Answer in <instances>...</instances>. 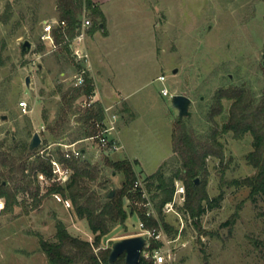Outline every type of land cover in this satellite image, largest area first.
Here are the masks:
<instances>
[{
    "label": "rangeland",
    "instance_id": "obj_1",
    "mask_svg": "<svg viewBox=\"0 0 264 264\" xmlns=\"http://www.w3.org/2000/svg\"><path fill=\"white\" fill-rule=\"evenodd\" d=\"M7 2L13 3V11L3 23ZM117 3L122 9L112 13L106 49L118 64L109 90L116 87L125 96L112 100L123 147L109 150L96 138L77 143L88 148L82 159L98 173L92 186L101 201L106 200L107 192L120 188L123 180L121 173L105 165L106 157L136 159L134 169L142 180L164 160L167 175L178 166L171 141L177 110L171 97L162 95V87L170 94L191 98L192 114L183 119L202 137L211 131L209 113L219 88L243 86L256 99L264 93V0ZM52 19H58L56 0H0V151L12 153L14 159L25 155L21 147L30 143L35 132L41 143L30 159L41 155L48 145L52 150L46 149L43 155L48 151L58 155L59 143L85 136L86 129L77 120V112L84 108L77 99L72 108L63 99V93L73 86L76 63L71 52L40 38L43 21ZM25 40L31 47L22 54ZM160 74L166 76L165 81L157 78ZM22 99L28 102L26 109L20 106ZM223 103L227 109L230 101L224 99ZM223 118L222 114L215 119L221 124ZM220 139L226 160L230 159L223 176L219 160L207 159L209 195L224 192L218 205L207 208L198 225L183 213L182 205L163 210L170 232L156 213L157 227L174 238L167 264H264V196L248 199V186L229 185L230 180L255 172L245 159L253 148L252 136L246 133L236 139L225 133ZM17 199L12 209L0 211V264H48L37 234L53 240L56 219L73 235L93 240L87 221L77 218L71 207L52 195L44 196L37 207L27 191L18 192ZM140 222L136 214L130 215L125 226L116 225L104 237L101 247L111 248L120 238L137 235Z\"/></svg>",
    "mask_w": 264,
    "mask_h": 264
},
{
    "label": "trees",
    "instance_id": "obj_2",
    "mask_svg": "<svg viewBox=\"0 0 264 264\" xmlns=\"http://www.w3.org/2000/svg\"><path fill=\"white\" fill-rule=\"evenodd\" d=\"M56 9L58 20L65 21L66 26L54 27L53 36L56 44L61 45L66 51H70L67 40L75 36L84 14L91 20L89 30L105 28L104 14L91 0H56ZM12 11L13 3L7 2L1 17L3 23L8 22ZM93 90V79L87 75L85 85L82 88L70 86L63 93V99L72 108L73 102L79 96L82 94L88 96ZM224 99L230 101L227 109L223 103ZM77 113V120L86 129L84 138L94 136L102 130L105 113L101 103L96 101ZM222 114L224 118L219 124L215 118ZM209 118L212 126L207 137L197 134L186 119L177 118L171 141L172 156L177 157L178 166L167 175L164 171L167 161L164 160L154 173L143 179L144 188L148 194L151 193L150 199L157 216L169 232L170 227L163 221V207L173 197L175 180H181L186 187L185 201L180 209L191 217L195 225H198L207 208H215L223 199V191L214 197L208 193L207 159L215 157L219 160L223 176L230 160H226L225 146L220 139L225 133H232L236 139H241L246 133L251 134L253 148L245 155V159L255 169L252 175L230 180L229 185L248 186L250 189L248 199H254L257 195L264 196V93L256 99L243 86L219 88L215 92ZM21 149L25 155L21 154L17 159H14L10 152L0 151V198H5V209L10 210L17 204V194L20 191L30 193L34 207L39 206L44 196L58 192L70 200L74 215L79 219H85L93 234L92 241L73 235L61 219H56L53 240L37 234L48 264H126L124 254H121L114 263H109L111 248L101 247L104 237L116 225L125 226L126 220L132 214H136L146 228L158 226L157 217L147 216L143 206L133 204L135 200H143L141 189L134 187L137 179L135 161L128 158L119 160L105 158V165L114 172L121 173L123 180L121 187L114 191L113 196H109V191L106 200L101 201L100 194L92 186L97 180L98 173L89 161L65 160L73 170L69 181L64 185L53 183L46 192L41 193L37 175L43 173L51 176V165L42 155L30 159L34 151L29 149V143L22 145ZM57 156L63 160L60 150ZM196 178L199 179L198 183H195ZM150 243L151 247L159 245V242L153 239ZM138 264L154 263L152 259L140 257Z\"/></svg>",
    "mask_w": 264,
    "mask_h": 264
},
{
    "label": "built area",
    "instance_id": "obj_3",
    "mask_svg": "<svg viewBox=\"0 0 264 264\" xmlns=\"http://www.w3.org/2000/svg\"><path fill=\"white\" fill-rule=\"evenodd\" d=\"M56 26H62L65 27L66 23L65 21H59L58 19H52V20H44L43 21V30L40 35L41 40L43 42L56 47L57 44L55 42L54 36H53V28ZM91 26V20L85 16H83L81 23L79 24L77 28V32L74 37L67 40V43L69 45V49L72 55L73 60L75 61L77 68L75 72L72 74L71 80L73 81L74 87L82 88L85 85V79L86 76H90V54L88 52V48L86 45V38L88 34V29ZM91 77V76H90ZM92 78V77H91ZM161 81L166 80V76L164 74H160L157 77ZM94 84V90L90 95H84L82 94L77 98V102L79 105H81L83 108L90 107L93 103L98 101V92L95 89V83ZM162 95H169L170 97L172 94L169 93V90L167 87L161 88ZM20 106H22L24 109L27 108L28 102L25 99H22L20 101ZM113 106H104V113L105 117L103 120V128L102 130L91 137L85 138V140L89 139H97L99 144L103 147L108 148L109 150H117L120 149L122 144L120 143L119 137L116 135H113L116 131V122L118 120V115L116 112L113 111ZM58 147L62 153L63 160L59 159L58 156L53 151H48L46 155H43L44 151L46 149H50L51 147L48 145L46 148L41 150V155L43 157H46V159L49 161L51 165V176H46L43 173H39L37 175V181L39 184L40 192L44 193L47 191V189L53 184L57 183L60 185H64L67 183L71 177V174L73 172L72 168L68 166L65 163V160H72V159H82L85 153L77 145V142H69V143H59ZM56 150V148H55ZM135 188L141 189V196L143 200L133 201V204L138 206H143L145 208V214L147 216H153L157 217L154 208V204L152 200L149 198L148 193L143 185V180L137 177L136 181L134 182ZM55 199L61 203L66 208L71 207V202L68 198H64L60 193L55 192L52 194ZM186 197V187L184 183L181 180H175L174 182V193L171 201L167 202L163 210H174L175 205H183ZM5 208V202L2 198H0V211ZM141 231L138 234H142L146 238L145 245L141 251V257H144L145 259H152L154 264H167L169 262V259H171V248L170 243L173 241L174 238L169 236L167 231H165L164 228L161 226L159 227H152V228H146L144 226L143 222L139 223ZM156 240L159 242V245L156 247H151L150 240Z\"/></svg>",
    "mask_w": 264,
    "mask_h": 264
},
{
    "label": "crops",
    "instance_id": "obj_4",
    "mask_svg": "<svg viewBox=\"0 0 264 264\" xmlns=\"http://www.w3.org/2000/svg\"><path fill=\"white\" fill-rule=\"evenodd\" d=\"M93 3L97 4L100 9L102 10L104 17H105V28L104 29H97V30H89L86 38V45L88 48V52L90 54V76L92 77L95 83V89L98 92V102L101 105L109 106L112 105V100L114 97H119L125 99V96L122 95L121 91L114 87L111 91L109 90L108 85L111 83L113 85V80L117 71L116 62L110 58L109 53L106 49L107 41L109 40L111 31L109 28L111 22V16L114 11L121 10V4L118 6L117 2H122L123 0H91ZM47 44V43H46ZM74 64V63H73ZM74 71L77 68V65L74 64ZM74 73V72H73ZM72 73V74H73ZM119 120L116 122V131L115 135L120 136V127L118 126ZM85 138L76 140L84 141ZM83 152H86V147L81 148ZM131 161L137 162L136 159H130Z\"/></svg>",
    "mask_w": 264,
    "mask_h": 264
},
{
    "label": "water",
    "instance_id": "obj_5",
    "mask_svg": "<svg viewBox=\"0 0 264 264\" xmlns=\"http://www.w3.org/2000/svg\"><path fill=\"white\" fill-rule=\"evenodd\" d=\"M102 26V24H101ZM31 47V42L25 40L21 45V52L25 54ZM264 57V56H263ZM264 65V59H263ZM30 77H26L25 83L29 86ZM172 106L177 110L178 119L181 120L185 117H190L192 112L190 110L191 98L185 94H172L171 96ZM41 143V138L38 132L33 133L31 141L29 143V149L34 150ZM199 179H195V183H198ZM114 191L109 192V196H113ZM146 238L142 234L132 235L128 237L120 238L113 242L109 253V263H114L117 258L124 254L126 264H138L141 257V251L145 245Z\"/></svg>",
    "mask_w": 264,
    "mask_h": 264
}]
</instances>
